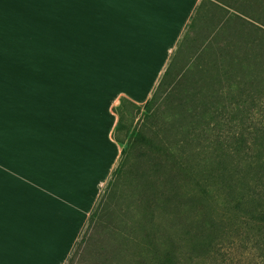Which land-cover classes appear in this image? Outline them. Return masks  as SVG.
Segmentation results:
<instances>
[{"label":"crops","instance_id":"obj_1","mask_svg":"<svg viewBox=\"0 0 264 264\" xmlns=\"http://www.w3.org/2000/svg\"><path fill=\"white\" fill-rule=\"evenodd\" d=\"M11 1L0 0V45L19 33L0 52L3 264L24 247L36 264H67L123 155L114 108L122 96L146 105L202 0Z\"/></svg>","mask_w":264,"mask_h":264},{"label":"trees","instance_id":"obj_2","mask_svg":"<svg viewBox=\"0 0 264 264\" xmlns=\"http://www.w3.org/2000/svg\"><path fill=\"white\" fill-rule=\"evenodd\" d=\"M252 2L259 5V0H243L238 6L226 0L201 1L176 56L144 106L148 117L157 114L162 104L171 106L155 132L159 136L161 131L169 130L170 139H161L159 146H139L137 138L120 137L125 128V108L136 112L143 108L125 96L120 98L114 108L119 120L113 136L124 144L123 155L67 264H80L88 253L91 231L109 215L121 179L128 173L136 176L139 189L130 226L134 243L141 248L135 256L137 264H197L200 260L209 264L208 260L213 261L220 254L224 240L241 227L248 236L253 234L257 246H261L264 264V100L258 103L256 96L264 93V53L248 52L251 45H258L248 31L244 39H228L224 43L223 51L227 53L216 65L206 61L211 52L210 38L201 46L203 62L200 58L199 61L207 68L221 69L227 65V58L232 59L233 71L226 69L219 78L208 69L211 80L194 85V72L202 70L199 65L190 74H182L173 65L197 22L205 18V11H227L216 30L230 24L231 16H241L237 19L243 23L248 18L261 23L263 26H253L264 31V19L249 13ZM262 3L264 0L260 6ZM242 41L248 47L239 52L236 45ZM259 47H263V42ZM172 78L174 81H170ZM145 249L151 256L150 263L143 255Z\"/></svg>","mask_w":264,"mask_h":264},{"label":"rangeland","instance_id":"obj_3","mask_svg":"<svg viewBox=\"0 0 264 264\" xmlns=\"http://www.w3.org/2000/svg\"><path fill=\"white\" fill-rule=\"evenodd\" d=\"M38 1L40 0H35L36 3ZM226 1L237 6L242 5L243 2V0ZM260 1L261 0L258 2L259 5L252 2L251 6L249 7L250 12H248L251 13V15L255 14L259 16V18L264 19V3H262L260 6ZM12 10H15L13 6ZM229 11L231 13L234 12L232 9H229ZM226 13L227 11L225 10L223 13L219 12L216 14L212 11H205L202 15L205 16V18H201V20L197 22L196 27L193 28L191 34L188 37V42L181 48V51L178 53L177 58L173 63V65H177L176 70H182V74L184 72L190 74L196 70V65H199L198 68L200 67L202 70H196L194 72V75H197L194 85L201 83L205 79L211 80L209 76L210 72L207 71L208 69L213 71L215 74L217 73L218 78L219 75L221 76V73L223 74V71L226 69L229 72L233 71V67L231 66V58H227V65H222L221 69L218 66L216 68L210 69L201 63L203 62V58H201L203 57V54H200V48L204 43L208 42V38L211 40V52L207 54L208 57L206 60L210 63L209 65H214L217 60L227 53V51H223V47L225 45L224 43L228 39L233 41H238L235 39L240 38L244 39L248 31L252 32L251 38L258 40V45H251V47L248 48V52L256 50L257 53H259V51L264 53V31H262V28L260 30V28L253 26L263 25L251 18L247 17L249 21L243 18L244 20L250 22L249 24L248 22L243 23L240 19H237L241 17L239 15V17L231 16L230 24L225 25L221 30H216L219 19ZM2 38L3 39H1V41L3 44L0 45V52L4 50L7 53L8 44L10 42L15 41L18 45L19 33L9 32L8 34H2ZM262 42L263 47H259ZM236 47L238 48L239 52H244V49H247L248 44H246L245 41H242L240 42L239 46L236 45ZM9 51L11 55H13L11 57L12 61L15 59L17 60V55H14L17 53V50L10 48ZM196 55L198 57H194ZM199 58L201 59V62L199 61ZM236 63L237 62H234V65H236ZM0 65L2 64L0 63ZM173 78L170 81H174ZM215 81L218 83L219 79L216 78ZM256 96L259 98L258 103L264 100L263 92H260V94H257ZM170 110L171 106H169V104H162L159 106V112L157 114L148 117V115L145 114L144 107L139 112H136V110L132 109L131 107L125 108L123 112L125 128L119 133L120 137L125 139H127L128 136L137 138L138 142L140 143L139 146L144 143H151L159 146L161 139L165 142L172 137L171 131L169 130L165 132L161 131V136L155 135L156 129L159 125H161L159 123L162 120V115ZM174 111L182 112L180 108H174ZM259 111L260 110L258 109L257 113ZM132 158L134 160L136 159L135 154L132 156ZM136 182L137 179L133 173L125 174L122 177L119 189L117 190L115 197L112 199L110 205L111 210H109L110 213L108 216H105L102 219L100 226L92 229L90 239L87 241V243L89 242L90 244V250L84 255L80 264H92L99 261H108L107 264H110L109 262L112 264H137V258L135 259V256H137L141 248L139 244L134 243V230L132 231L130 228L132 222L131 219L134 218V213L137 206V202L135 201V198L137 197L136 193L139 191V189L136 187ZM256 246L257 244L254 241L253 234L248 236L246 230H244V227H241V229L238 231H233L229 238L224 240L220 248V254L215 260H208L209 264H263L262 253L260 251L261 246ZM11 249L14 250V248ZM28 251L29 250L27 247H24L22 252L14 251L13 255L19 256L20 258L25 259V261H22L18 257L12 255V259L9 263L36 264L27 259L28 255L26 252ZM144 252L145 253H143V255L146 261L150 263L151 256L149 252L147 249H145ZM195 263L205 264V262L201 260L200 262Z\"/></svg>","mask_w":264,"mask_h":264},{"label":"snow or ice","instance_id":"obj_4","mask_svg":"<svg viewBox=\"0 0 264 264\" xmlns=\"http://www.w3.org/2000/svg\"><path fill=\"white\" fill-rule=\"evenodd\" d=\"M63 3H79V4H104V3H117L122 0H58ZM0 102H2V96H0ZM0 204H2V189H0ZM4 254V233L2 222H0V264H3Z\"/></svg>","mask_w":264,"mask_h":264}]
</instances>
